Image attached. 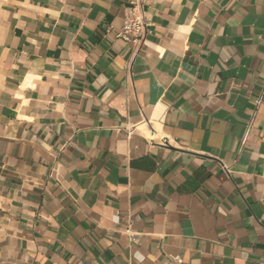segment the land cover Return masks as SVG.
Masks as SVG:
<instances>
[{
  "label": "crops",
  "instance_id": "obj_1",
  "mask_svg": "<svg viewBox=\"0 0 264 264\" xmlns=\"http://www.w3.org/2000/svg\"><path fill=\"white\" fill-rule=\"evenodd\" d=\"M128 4L0 0V264H264V0Z\"/></svg>",
  "mask_w": 264,
  "mask_h": 264
},
{
  "label": "built area",
  "instance_id": "obj_2",
  "mask_svg": "<svg viewBox=\"0 0 264 264\" xmlns=\"http://www.w3.org/2000/svg\"><path fill=\"white\" fill-rule=\"evenodd\" d=\"M146 1L147 0H129L128 6L124 9L122 24L115 34L117 39L130 42L136 47L144 42L148 32V23L143 9V5ZM141 126H145L150 132L153 131L152 122L150 120H142L127 129V134L140 130ZM166 142L167 141L163 139V143L166 144ZM223 168L228 172L224 165Z\"/></svg>",
  "mask_w": 264,
  "mask_h": 264
},
{
  "label": "bare ground",
  "instance_id": "obj_3",
  "mask_svg": "<svg viewBox=\"0 0 264 264\" xmlns=\"http://www.w3.org/2000/svg\"><path fill=\"white\" fill-rule=\"evenodd\" d=\"M156 129H158V125L155 124Z\"/></svg>",
  "mask_w": 264,
  "mask_h": 264
}]
</instances>
